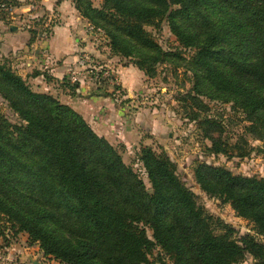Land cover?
Segmentation results:
<instances>
[{"label":"trees","instance_id":"16d2710c","mask_svg":"<svg viewBox=\"0 0 264 264\" xmlns=\"http://www.w3.org/2000/svg\"><path fill=\"white\" fill-rule=\"evenodd\" d=\"M74 2L112 47L125 55L130 45L145 48L134 61L148 75L178 56L162 50L144 27L165 18L190 52L183 61L191 86L181 101L204 127L209 149L227 154L229 143L212 136L225 124L207 114L202 98L239 112L245 133L262 142L257 148L264 158V0H101L98 8L89 0ZM0 79L42 104L36 112L10 100L25 123L12 133L0 125V219L14 234L27 233L43 255L63 264H236L248 255L251 264H264V162L262 176L205 163L195 168L200 188L252 225L253 233L236 239L232 226L197 202L164 152L140 149L147 187L77 113L31 92L5 62Z\"/></svg>","mask_w":264,"mask_h":264},{"label":"rangeland","instance_id":"374dc122","mask_svg":"<svg viewBox=\"0 0 264 264\" xmlns=\"http://www.w3.org/2000/svg\"><path fill=\"white\" fill-rule=\"evenodd\" d=\"M2 1L8 8L0 10V35L9 31V24H19L29 34L27 45L39 40V68L26 69L21 75L31 92L50 96L77 113L95 135L116 149L122 161L142 177L147 187L148 178L138 160L140 149L149 146L158 153L164 152L175 162L177 173L194 192L197 202L214 217L233 227V238L253 233L252 225L237 216L228 202H222L200 188L195 179V168L205 163L223 167L233 174L262 176L264 158L257 148L262 142L245 133L247 122L242 121L243 116L231 110L229 104L202 98L207 114L222 117L225 124L223 132L213 131L212 136L221 135L229 143L227 154L209 149L211 142L203 136L204 127L190 119L188 112L192 107L187 101H181L191 86L190 74L183 61L189 58L190 52L178 44L165 18L158 24L144 27L162 50L176 51L178 56L171 58L172 63H157L155 72L148 75L134 61L135 54L146 49L130 45V53L125 55L112 47L108 35L81 15L74 0ZM89 1L95 8L101 3V0ZM66 24L77 26L72 33L75 48L69 55L58 59L55 56L56 63H61L67 56L72 60L65 73L55 75L50 66H42L52 55L48 45L42 47V44L47 42L56 27ZM3 43L0 39V63L5 62L19 74L15 65L16 53L4 52ZM22 58L34 63L28 52ZM81 60L85 64L81 65ZM72 72H75V80L70 78ZM10 100L36 112L42 104L25 97L0 79V125L2 131L12 133L16 126L25 122L13 109ZM236 152H245V155L238 156ZM50 226L58 232L65 230L62 226ZM147 234L151 236L149 229ZM260 239L264 243V238ZM157 252V249L153 250L154 254ZM252 262V258L246 255L236 264ZM0 264L63 263L43 255L37 242H32L27 233L14 234L8 223L0 219Z\"/></svg>","mask_w":264,"mask_h":264},{"label":"crops","instance_id":"0c3cea01","mask_svg":"<svg viewBox=\"0 0 264 264\" xmlns=\"http://www.w3.org/2000/svg\"><path fill=\"white\" fill-rule=\"evenodd\" d=\"M66 19V21H69L68 18ZM70 24L56 27L47 42L42 44V47H46L48 45L47 47H49L52 52V55L47 57L42 66L45 64L50 66V71H52L55 75H62L65 73V70L72 61L70 56H67L61 63H56L57 61L55 59V56L58 59L60 57H64V55H69V53L75 48L72 43V33L74 34V30H77V26H72ZM13 25H15L17 29L15 31L9 30L8 32L5 31L1 33L0 39H3L4 41V52L12 54L16 53L18 58L15 65L16 68H19L18 73L22 75V72H26V69H30L32 67L39 68V40L34 41L30 46L27 45V39L29 38L28 32L24 31L19 24ZM75 40H77V38H75ZM25 52H28V54L31 55L34 63L30 60H23L22 57ZM32 55H34V57H32ZM45 55H48V53Z\"/></svg>","mask_w":264,"mask_h":264},{"label":"built area","instance_id":"2783aa9c","mask_svg":"<svg viewBox=\"0 0 264 264\" xmlns=\"http://www.w3.org/2000/svg\"><path fill=\"white\" fill-rule=\"evenodd\" d=\"M7 5H5L4 3L0 4V10L1 9H7ZM81 65L85 64V61L84 60H81L79 62ZM71 79L75 80L76 79V76H75V72H72L71 76H70Z\"/></svg>","mask_w":264,"mask_h":264},{"label":"water","instance_id":"95a60500","mask_svg":"<svg viewBox=\"0 0 264 264\" xmlns=\"http://www.w3.org/2000/svg\"><path fill=\"white\" fill-rule=\"evenodd\" d=\"M17 29V27L13 24L9 25V30L10 31H15Z\"/></svg>","mask_w":264,"mask_h":264}]
</instances>
